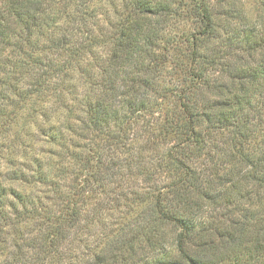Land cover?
<instances>
[{
  "label": "trees",
  "instance_id": "1",
  "mask_svg": "<svg viewBox=\"0 0 264 264\" xmlns=\"http://www.w3.org/2000/svg\"><path fill=\"white\" fill-rule=\"evenodd\" d=\"M221 7L0 0V264H264V21Z\"/></svg>",
  "mask_w": 264,
  "mask_h": 264
},
{
  "label": "rangeland",
  "instance_id": "2",
  "mask_svg": "<svg viewBox=\"0 0 264 264\" xmlns=\"http://www.w3.org/2000/svg\"><path fill=\"white\" fill-rule=\"evenodd\" d=\"M121 1V0H116ZM261 1L262 0H217L218 6L225 7L226 9L231 11V17L233 18V22L236 25H246L249 21H255L257 19V25L260 26V22L264 21L260 20L259 15L263 13L261 9ZM221 7V8H222ZM258 21H260L258 23ZM256 22V21H255ZM185 23H181L180 30L185 29ZM189 24H187L186 29L189 28ZM264 27V26H263ZM54 149H59L57 146H53ZM51 149V145L44 146L43 152L45 155H49Z\"/></svg>",
  "mask_w": 264,
  "mask_h": 264
}]
</instances>
